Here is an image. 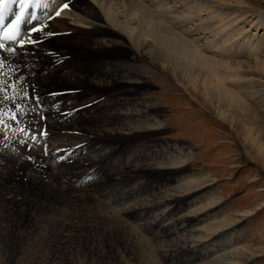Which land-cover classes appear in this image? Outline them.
Segmentation results:
<instances>
[{"label":"bare ground","instance_id":"1","mask_svg":"<svg viewBox=\"0 0 264 264\" xmlns=\"http://www.w3.org/2000/svg\"><path fill=\"white\" fill-rule=\"evenodd\" d=\"M55 1H48V10L62 3ZM62 1L66 6L57 16L44 20L39 13L24 26L18 46L0 49V204L4 191L11 190L1 182L3 176L23 162L51 180L41 191L56 193L47 202L23 192L36 201L29 202L27 215L37 234L33 242L54 240L65 228L73 236L82 230L95 236L115 219L165 244L162 254L168 264H196L216 250L212 246L203 252L212 239L177 248L167 242L207 232L198 226L208 216L201 208L189 209L198 196L183 193L197 178L180 171L182 148L173 149L157 137L166 126L141 98V84L151 67L181 88L196 94L203 88L243 105L229 86L242 78V63L232 64V59L244 55L252 60L249 67L264 68L253 37L242 26L249 11H231L228 0ZM263 23L264 17L258 25ZM32 26L36 28L30 32ZM141 59L147 65H139ZM14 91L21 92L14 96ZM12 101L17 109L4 114ZM152 171L154 175H143ZM11 185L8 193L18 199ZM169 190L178 194L162 196ZM112 198L114 205L130 202L108 211L106 200ZM19 205L2 204L0 220L9 222L10 211H22ZM106 228L110 233L114 225Z\"/></svg>","mask_w":264,"mask_h":264},{"label":"rangeland","instance_id":"2","mask_svg":"<svg viewBox=\"0 0 264 264\" xmlns=\"http://www.w3.org/2000/svg\"><path fill=\"white\" fill-rule=\"evenodd\" d=\"M227 3L231 11H249L250 17L242 26L253 37L258 57L264 59V23L258 25L259 19L264 17V0H228ZM235 60L242 63V78L229 86L238 91L244 101L243 105L216 92H208L200 85L201 90L197 94L187 86L181 88L177 82L168 80L167 75H163L164 79L157 69L153 72L151 67L148 69L151 74L146 72L144 83L141 84L144 87L141 98L146 100L145 103L147 100L149 105L151 103L150 107L157 110L163 127L166 126L157 137L164 139L173 149L182 148L184 159L180 171L185 170L197 178L183 193L188 190L192 193L190 195L198 196L189 209H197L199 212L201 208L200 212L204 211L208 216L198 226H205L207 232L195 236L186 233L181 238L167 242L169 248H177L187 241V244H205L202 240L210 242L212 239V245L202 247L203 252L206 247L212 246L216 250L196 264H264V68L249 67L248 62L252 60L244 55L233 58L232 64ZM146 63V59H141L139 65ZM19 92L14 91L13 95L17 96ZM16 105L12 101L4 114L17 109ZM29 159L32 160V157L29 156ZM24 166L26 164L22 162L13 170L6 171L1 181L11 190V184L14 183L15 192L18 191L21 196L12 199L13 193L9 195L11 190H5L1 203L5 205L19 201L22 211H10L12 214L8 215L9 222L0 220V264H168L162 254V250L167 248L165 244H156L147 234L141 233L143 231L138 227L135 229L138 233H134V229L131 230V227L115 219L104 223V230L100 227L99 235L95 233L94 236V232L90 231L92 236L87 237L85 234L88 231L82 230L73 236L71 228L68 229L71 232L65 228L62 233L55 235L54 240L44 238L41 245L39 241L33 242L37 234L28 226L27 215L30 213L29 202L36 201L28 197H41V200L49 202L53 201L56 193L41 191L51 181L43 170ZM154 173L145 172L143 175ZM136 186L140 187L141 184ZM23 192L28 197L22 196ZM171 194L178 193L169 190L162 196ZM113 200H106L109 201L108 211H112V207L115 212L130 202L122 206L112 204ZM2 204L0 209L4 208ZM110 225H114V229L108 233L106 227ZM27 238L29 244L26 243ZM108 242H113L112 246Z\"/></svg>","mask_w":264,"mask_h":264}]
</instances>
